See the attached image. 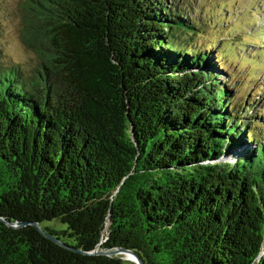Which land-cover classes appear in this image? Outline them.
<instances>
[{"label": "trees", "instance_id": "16d2710c", "mask_svg": "<svg viewBox=\"0 0 264 264\" xmlns=\"http://www.w3.org/2000/svg\"><path fill=\"white\" fill-rule=\"evenodd\" d=\"M29 2L39 64L26 74L0 46V217L68 248L0 221V264H137L82 253L100 244L264 264V98L235 102L222 67L238 43H200L209 23L167 0Z\"/></svg>", "mask_w": 264, "mask_h": 264}, {"label": "rangeland", "instance_id": "374dc122", "mask_svg": "<svg viewBox=\"0 0 264 264\" xmlns=\"http://www.w3.org/2000/svg\"><path fill=\"white\" fill-rule=\"evenodd\" d=\"M29 1L0 0V46L8 60L22 64L26 74H30L40 62L36 52L26 46L23 40L26 19L31 15H37L28 8ZM167 2L171 5L178 4L185 12L191 11L192 18L203 19L202 22L209 23L208 35L200 37V43L209 45L210 42H214V44L218 42L220 53L235 50L234 43H238L237 51L240 52V56L242 55L240 63L234 67L239 56L237 54L235 56V53L230 57L225 54L222 67L227 72L233 71V75H230V80L232 79L230 82L232 86H235L236 103L246 104L252 94L257 95V99L260 96L264 98V87L263 91L258 89L261 84H264V75L258 80L259 85L250 84L244 79L247 72L251 74L258 70L259 75L264 72V68H259L260 66L264 67L262 53L255 52L252 56L253 60H251L247 52L248 49L264 51L262 35L264 34V0H167ZM225 36L226 39L221 42V38H225ZM251 61H254L253 64ZM224 78H228V75H225ZM42 225L55 230L66 229L58 221L44 222Z\"/></svg>", "mask_w": 264, "mask_h": 264}, {"label": "water", "instance_id": "95a60500", "mask_svg": "<svg viewBox=\"0 0 264 264\" xmlns=\"http://www.w3.org/2000/svg\"><path fill=\"white\" fill-rule=\"evenodd\" d=\"M0 221L6 223L7 225L9 226H12L14 228H22V227H25L27 226L28 224H31L32 226L36 227L37 230L42 233L46 238H48L49 240L59 244L60 246H63L65 248H68L66 245H64L61 241H59L57 238L53 237L52 235H50L49 233H47L45 230H43L41 228V226L38 224V223H25V222H17V223H8L7 221H5L2 217H0ZM102 244H100L96 249L95 251L93 252H90V253H85V252H82L83 254H90V255H106V256H114V255H118V254H130L132 257H133V260L137 263V264H145L143 262V260L133 251L131 250H128V249H125V248H116V249H103L101 247ZM71 250H74V251H77V252H81V251H78V250H75V249H72Z\"/></svg>", "mask_w": 264, "mask_h": 264}, {"label": "bare ground", "instance_id": "6f19581e", "mask_svg": "<svg viewBox=\"0 0 264 264\" xmlns=\"http://www.w3.org/2000/svg\"><path fill=\"white\" fill-rule=\"evenodd\" d=\"M125 260L127 261H133V257L130 254H121Z\"/></svg>", "mask_w": 264, "mask_h": 264}]
</instances>
